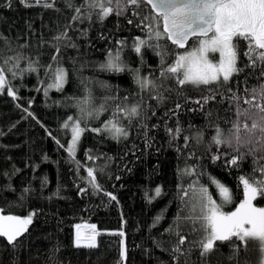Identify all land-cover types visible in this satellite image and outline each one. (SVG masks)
I'll use <instances>...</instances> for the list:
<instances>
[{
    "label": "trees",
    "instance_id": "obj_1",
    "mask_svg": "<svg viewBox=\"0 0 264 264\" xmlns=\"http://www.w3.org/2000/svg\"><path fill=\"white\" fill-rule=\"evenodd\" d=\"M70 3L71 7L69 0H0V64L15 58L4 65L7 84L0 90V211L4 213L0 215L32 216L13 244L0 236V264H259L255 241L238 254L232 251L235 240L217 241L202 257L194 242L203 233L194 232L189 221H181L178 229L176 225L177 216H187L199 196L189 185L197 190L205 187L220 211L229 213L244 198L238 178H259L254 170L264 167V152L251 155L242 147L244 158L233 166L228 161L237 155L235 145L217 146L212 141L217 126L225 137L233 134L237 118L230 97L238 95L241 107L247 108L243 99H251L252 90L264 85L260 71L264 65L248 66L244 55L248 41L234 38L236 66L242 71L229 81L181 86L175 78L161 77L157 52H163L167 67L197 45L196 37L184 49L167 39H151L149 43L160 48L144 45L137 53L136 38L148 40L144 24L152 22L143 18L156 15L143 0L139 7L128 6L103 20L98 9L85 7L81 18L73 21L78 15L75 8L85 0ZM64 32L67 36L57 41L55 37ZM118 51L126 70H102L109 53ZM13 63L18 64L15 77L7 71ZM58 69L67 73L60 88L55 86ZM134 69L155 81L156 87L142 90ZM9 86L15 98L8 95ZM210 96L215 99L202 107L196 103ZM85 98L89 103L81 117L77 102ZM101 105L104 110L97 116ZM118 105L126 110L138 106V114L117 113ZM69 116L81 118L84 128L73 155L68 152L71 130L62 127ZM110 120L128 135L93 131L104 129ZM244 122L241 117L242 138ZM89 168L94 170V182ZM185 169L194 172L188 175ZM209 177L230 189L231 203H223ZM182 189H188L184 200ZM253 204L264 206V196ZM93 225L100 231L92 237L95 246L87 247L90 241L76 246L79 232ZM170 228L173 231H167ZM176 231L186 237L181 245L185 255L173 251Z\"/></svg>",
    "mask_w": 264,
    "mask_h": 264
},
{
    "label": "snow or ice",
    "instance_id": "obj_2",
    "mask_svg": "<svg viewBox=\"0 0 264 264\" xmlns=\"http://www.w3.org/2000/svg\"><path fill=\"white\" fill-rule=\"evenodd\" d=\"M39 2L40 0H37V3ZM141 2L142 0H85L81 7L75 8L78 15H74L72 20L80 19L82 8L85 7L92 10L98 9L97 15L103 20L113 12H116L117 15L121 14L128 6L139 7ZM143 2L150 5L157 14L143 18L152 22L144 24V28L149 34L148 40L140 37L136 38L134 49L137 53L141 52V46L144 45L152 47L153 50L159 49L160 45L158 43L155 45L149 43L151 39L157 41L162 38L167 39L176 47L185 48L189 38L196 37L199 45L191 51L186 49L183 55H177L175 62L167 67L164 66L163 52H157V55L161 57V77L175 78L177 84L181 86L186 84L209 85L218 83L221 79L224 82L229 81L233 74L242 71L236 66L238 53L234 38H242L248 41V50L244 53L249 61L248 66L255 68L258 64L264 65V0H143ZM113 3L116 5L115 8L112 6ZM45 6L50 7L51 5ZM69 7H71L70 0ZM88 18H91L90 12ZM209 34L211 35L209 36ZM66 36L67 32H64L55 39L58 41ZM199 37L205 38L200 39ZM59 51L60 49L57 47L56 52L59 53ZM209 51L220 52L221 59L218 64H213L208 60L207 53ZM13 59L15 58L9 57L3 61V64H0V90H3L7 84L4 65H8L9 61ZM56 59L57 57L54 56L53 60ZM17 67L18 64L13 63L7 71L15 77L16 72L14 69ZM101 69L115 72L125 71L126 66L120 58L119 51L115 55L110 52L108 60L101 65ZM132 71L135 73L136 83L142 90L156 87L155 81L139 75V69ZM260 71L261 76H264V67ZM66 77L67 73L63 69L56 70L55 80L57 83L55 86L57 88L62 87L63 83L66 82ZM228 91L231 92V89ZM8 95L15 98V92L10 86ZM257 97H259V102ZM210 99H215V96L203 97V102L197 100L196 103L202 107ZM230 100L236 106L235 115L237 119L233 123L232 130H230L233 134L225 137L223 130L217 126L216 135L213 136L212 141L217 146L226 144L232 148L235 145L233 150L237 155L232 156L228 163L239 166V161L244 158V153L241 152L242 147H246L248 154L251 155L264 152V85L259 89L252 90L251 99H243V104L249 106L247 108L241 107V97L236 94H233ZM77 103L80 106L82 117L86 112L85 105L89 103V99L85 98ZM176 107L180 108V105L177 104ZM103 110V105H101L100 109L96 110V115L98 116L99 112ZM116 112H124L125 115L135 116L138 114V106H132L126 110L118 105ZM87 114L92 115L91 112ZM241 117L245 119L243 130L246 135L244 138L240 135ZM249 120L251 121L250 125ZM80 122L81 118L69 116L62 125L65 129L70 128L71 130V143L68 147L70 155L74 154L75 146L84 131V128L80 127ZM103 130L111 131L117 137L128 135L124 129L117 127L111 120L106 122L104 129H93L95 132ZM168 131L172 133L173 130L168 129ZM180 131L181 129L177 127L175 133L179 134ZM185 139L187 141L188 138ZM197 139L199 140L200 137L198 136ZM213 159L218 160L220 156H214ZM254 171L259 172V178L255 176L252 179L245 176L238 178L243 186L244 198L236 210L230 213L220 211L221 206L216 204L205 187L201 186L197 190L193 185H189V189L198 191L200 195L191 203L187 216H177L176 225L178 229L181 221H189L193 225L194 232L203 233L201 238L194 242V246L200 249L202 257L213 251L217 241L235 240L237 244L233 246L232 251L236 254L239 253L241 248L246 250L249 241H255L260 252L259 264H264V208H256L252 203L257 197L264 196V167ZM184 172L191 175L194 170L185 169ZM88 176L91 178L90 182L95 181L93 169H88ZM209 179L216 185L223 203H231L230 189L214 177H209ZM182 191L184 196L181 197V200H184V197L188 195V189H182ZM155 192L159 196L161 189L157 187ZM108 195L111 196V193ZM112 199L115 200L116 198L112 196ZM31 219V215L25 218L0 215V236L6 237L8 243L13 244L17 237L23 231H26L25 226L31 223ZM159 219L160 217H157V220ZM5 221L14 223L6 224ZM197 224L199 228L196 227ZM77 228H79V225ZM92 228H95V226L93 225ZM167 231H173V229L170 228ZM120 235H123V233L121 232ZM176 235L178 243L173 251L185 255L186 253L182 251L181 245L185 244L186 237L179 231H176ZM92 240L93 238H89L90 242L86 245L87 247L95 246ZM80 244V237L77 235L76 246L79 247ZM190 251L191 249L187 250L189 253ZM176 258L174 257V259Z\"/></svg>",
    "mask_w": 264,
    "mask_h": 264
},
{
    "label": "rangeland",
    "instance_id": "obj_3",
    "mask_svg": "<svg viewBox=\"0 0 264 264\" xmlns=\"http://www.w3.org/2000/svg\"><path fill=\"white\" fill-rule=\"evenodd\" d=\"M42 1V0H41ZM211 34H209V36H210ZM205 37H200V39H204ZM198 42V41H197ZM199 45H198V43H197V45H195V46H193V48H190V50L189 51H191L192 49H194V48H197ZM213 54H215L214 56H213ZM181 55H183V54H181ZM207 58H208V60L209 61H211L213 64H218L219 63V61H220V59H221V57H220V52L219 51H216V52H211V51H209L208 53H207ZM4 88H5V86H4ZM199 193V192H198ZM218 193H219V191H218ZM220 194V193H219ZM198 195H200V194H198ZM253 203V202H252ZM254 205V204H253ZM255 206V205H254ZM256 208H264V206H262V207H258V206H255ZM235 211V210H234ZM230 213V212H229ZM0 214H4V213H2L1 211H0ZM25 217H28V215H26V216H21L20 218H25ZM26 227V226H25ZM90 228H92V227H90ZM90 228H86L84 231H85V233H84V231H80L79 232V237H80V241L81 242H86V241H89V238H92L91 236H85L86 234L87 235H90L91 233H90ZM92 232V231H91ZM86 238H88V239H86Z\"/></svg>",
    "mask_w": 264,
    "mask_h": 264
},
{
    "label": "bare ground",
    "instance_id": "obj_4",
    "mask_svg": "<svg viewBox=\"0 0 264 264\" xmlns=\"http://www.w3.org/2000/svg\"><path fill=\"white\" fill-rule=\"evenodd\" d=\"M162 25V24H161ZM191 38H193V37H191ZM191 38H189V40L187 41V43H186V45H185V47L187 46V44H188V42L190 41V39ZM200 38V37H199ZM171 42V41H170ZM178 48V47H177ZM179 49H184V48H179ZM90 228V227H89ZM85 230V229H84ZM83 230V231H84ZM92 231V232H91ZM100 231H99V229H97V228H90V235H85V236H91V237H93L95 234H97V233H99ZM84 233H85V231H84ZM86 239H88V238H86ZM122 258H124V255L122 256Z\"/></svg>",
    "mask_w": 264,
    "mask_h": 264
},
{
    "label": "water",
    "instance_id": "obj_5",
    "mask_svg": "<svg viewBox=\"0 0 264 264\" xmlns=\"http://www.w3.org/2000/svg\"><path fill=\"white\" fill-rule=\"evenodd\" d=\"M149 7H150V9L152 10V12L154 13V14H157L156 13V11L155 10H153L152 8H151V6L150 5H148ZM161 24H162V18H161ZM191 38V37H190ZM187 43V42H186ZM186 45V44H185Z\"/></svg>",
    "mask_w": 264,
    "mask_h": 264
}]
</instances>
